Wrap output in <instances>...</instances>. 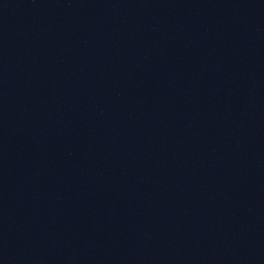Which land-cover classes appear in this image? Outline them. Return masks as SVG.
I'll return each mask as SVG.
<instances>
[{
	"label": "water",
	"instance_id": "obj_1",
	"mask_svg": "<svg viewBox=\"0 0 264 264\" xmlns=\"http://www.w3.org/2000/svg\"><path fill=\"white\" fill-rule=\"evenodd\" d=\"M0 264H264V0H0Z\"/></svg>",
	"mask_w": 264,
	"mask_h": 264
}]
</instances>
